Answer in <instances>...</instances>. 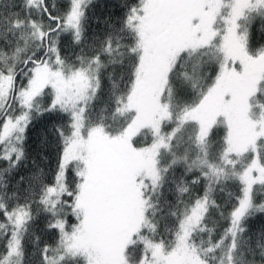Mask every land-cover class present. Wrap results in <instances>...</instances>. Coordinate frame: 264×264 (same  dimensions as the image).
<instances>
[{"label":"snow or ice","instance_id":"snow-or-ice-1","mask_svg":"<svg viewBox=\"0 0 264 264\" xmlns=\"http://www.w3.org/2000/svg\"><path fill=\"white\" fill-rule=\"evenodd\" d=\"M0 264H264V0H0Z\"/></svg>","mask_w":264,"mask_h":264}]
</instances>
